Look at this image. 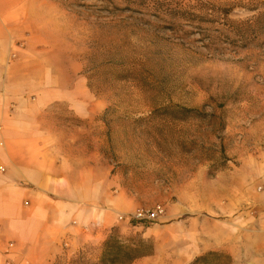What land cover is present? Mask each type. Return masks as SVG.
<instances>
[{"label": "rangeland", "instance_id": "1", "mask_svg": "<svg viewBox=\"0 0 264 264\" xmlns=\"http://www.w3.org/2000/svg\"><path fill=\"white\" fill-rule=\"evenodd\" d=\"M207 1L229 14L184 31L110 12L107 0H29L36 27L23 33L37 43V69L75 92L46 107L43 126L78 165L92 158L95 180L109 170L97 200L118 196L130 214L164 208L150 222L118 210L124 224L107 234L149 242L153 253L138 260L150 264H188L209 250L264 264V28L241 29L245 44L233 29L264 0ZM104 240L75 251L62 243L49 264H98Z\"/></svg>", "mask_w": 264, "mask_h": 264}, {"label": "crops", "instance_id": "2", "mask_svg": "<svg viewBox=\"0 0 264 264\" xmlns=\"http://www.w3.org/2000/svg\"><path fill=\"white\" fill-rule=\"evenodd\" d=\"M31 11L29 0H0V264H49L62 243L72 251L99 245L112 226L124 224L114 213L131 208L118 196L97 200L92 191L109 185V170L100 168L95 180L92 158L78 165L44 128L46 107L70 103L75 92L37 69V43L23 33L36 27Z\"/></svg>", "mask_w": 264, "mask_h": 264}, {"label": "trees", "instance_id": "3", "mask_svg": "<svg viewBox=\"0 0 264 264\" xmlns=\"http://www.w3.org/2000/svg\"><path fill=\"white\" fill-rule=\"evenodd\" d=\"M108 10L132 11L138 14L153 15L163 22L166 28H179L186 30L202 20L207 19L214 13L222 11L229 14V9L216 6L207 0H107ZM122 2L123 5L120 3ZM205 16V17H202ZM210 20V19H209ZM149 23L151 21H144ZM244 27V28H241ZM264 28V10L258 13L254 19L246 21H233V29L237 30L236 43L245 44L248 41L244 31L248 28ZM244 30L242 33L239 31ZM132 222V221H129ZM153 253L152 245L145 240L127 243L120 239L117 234L111 233L102 244V250L98 264H132L136 259L150 256ZM188 264H232L230 254L209 250L197 255Z\"/></svg>", "mask_w": 264, "mask_h": 264}, {"label": "built area", "instance_id": "4", "mask_svg": "<svg viewBox=\"0 0 264 264\" xmlns=\"http://www.w3.org/2000/svg\"><path fill=\"white\" fill-rule=\"evenodd\" d=\"M164 212H165L164 208L160 205H157L152 209H147V210L138 209L136 212L131 214H127V215L121 214L119 215V219L120 220L125 219L128 222L133 220L150 222L162 217L164 215ZM9 245L11 246L12 244Z\"/></svg>", "mask_w": 264, "mask_h": 264}]
</instances>
